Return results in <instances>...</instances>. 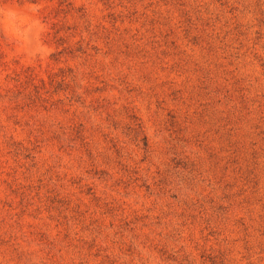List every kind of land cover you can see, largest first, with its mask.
Segmentation results:
<instances>
[{
  "label": "rangeland",
  "instance_id": "374dc122",
  "mask_svg": "<svg viewBox=\"0 0 264 264\" xmlns=\"http://www.w3.org/2000/svg\"><path fill=\"white\" fill-rule=\"evenodd\" d=\"M0 33V264H264V0H34Z\"/></svg>",
  "mask_w": 264,
  "mask_h": 264
},
{
  "label": "clouds",
  "instance_id": "9594fccd",
  "mask_svg": "<svg viewBox=\"0 0 264 264\" xmlns=\"http://www.w3.org/2000/svg\"><path fill=\"white\" fill-rule=\"evenodd\" d=\"M37 14L34 0H0V33L13 52L25 55L30 51Z\"/></svg>",
  "mask_w": 264,
  "mask_h": 264
},
{
  "label": "trees",
  "instance_id": "16d2710c",
  "mask_svg": "<svg viewBox=\"0 0 264 264\" xmlns=\"http://www.w3.org/2000/svg\"><path fill=\"white\" fill-rule=\"evenodd\" d=\"M64 1H66V0H64Z\"/></svg>",
  "mask_w": 264,
  "mask_h": 264
}]
</instances>
